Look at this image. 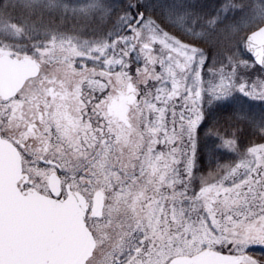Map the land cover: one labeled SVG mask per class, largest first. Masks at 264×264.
<instances>
[{
  "label": "snow or ice",
  "instance_id": "1",
  "mask_svg": "<svg viewBox=\"0 0 264 264\" xmlns=\"http://www.w3.org/2000/svg\"><path fill=\"white\" fill-rule=\"evenodd\" d=\"M0 264H264V0H0Z\"/></svg>",
  "mask_w": 264,
  "mask_h": 264
}]
</instances>
